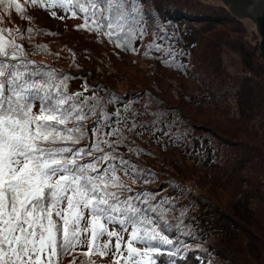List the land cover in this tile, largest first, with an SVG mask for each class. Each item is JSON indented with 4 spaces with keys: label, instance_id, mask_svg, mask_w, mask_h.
Masks as SVG:
<instances>
[{
    "label": "snow or ice",
    "instance_id": "6c2138e0",
    "mask_svg": "<svg viewBox=\"0 0 264 264\" xmlns=\"http://www.w3.org/2000/svg\"><path fill=\"white\" fill-rule=\"evenodd\" d=\"M31 3L82 14L85 24L79 29L102 34L117 47L130 48L137 30L144 34L137 0ZM7 4L21 11L15 0ZM15 40L11 30L0 29V264H63L68 256L69 264H95L94 255L109 254L112 264H157L153 255L173 241L146 227L153 223L148 213L156 211L149 203L154 194L129 193L136 181H151L145 169L118 151L127 147L139 156L143 149L134 146L131 135L142 137L145 125L133 119L129 126L119 110L113 121L106 105L115 97L93 94L81 99V92L69 94L67 75L54 86L57 74L30 69ZM148 47L160 50L159 45ZM83 87L87 91L88 86ZM37 102L38 111H33ZM108 225L120 230H109ZM84 248L87 251L73 255Z\"/></svg>",
    "mask_w": 264,
    "mask_h": 264
},
{
    "label": "trees",
    "instance_id": "16d2710c",
    "mask_svg": "<svg viewBox=\"0 0 264 264\" xmlns=\"http://www.w3.org/2000/svg\"><path fill=\"white\" fill-rule=\"evenodd\" d=\"M177 1L181 3H177L175 0H137L143 15L144 34L141 36L140 31L137 30L135 38L131 39L130 48L126 45L117 47L114 42L102 34L89 32L86 29L81 31L93 38L99 46L108 47L118 56L133 54L153 60L152 65H149L150 70L154 71L152 76H158L159 68H161L170 70L179 78L190 82L193 85V90L189 91L185 88L184 101H182L187 102L189 109L203 112L223 110L235 113L237 112L236 105H246V99L253 100L252 102L256 105L258 100L255 99V95L257 98L256 86L258 84L255 81L254 86L250 83L251 72L239 76L229 72L226 65L221 62L218 80L212 83L214 86H211V79L206 71L202 70L203 73L195 71L193 65L196 40L193 36L197 34L199 25L202 28L211 22V17L197 18V10L189 7L192 6L191 4L185 3L187 6H183L182 1ZM81 16L82 14L78 13L75 17L83 20L80 24L84 25L85 20ZM232 17L229 18L231 20H235L234 17L242 19L237 15ZM28 18V16H19L16 19L13 16L8 25L12 28V37H16L15 43L23 49L27 61L31 62L28 64L30 69L42 70L43 73L54 71L57 74L56 79L51 82L54 86L59 84L64 75H67L70 78L67 82L68 93L81 92L83 93L81 99L91 97L93 94L106 99L115 97L113 103L106 105V111L113 114V121L116 120L114 114L119 110L120 115L128 120L129 126L133 119L136 123L145 125L142 137L131 135V140L135 141L134 146L143 149L139 156L129 152L127 147H121L118 151L123 153L125 159L130 160L139 168L145 169L147 179L151 181L149 183L136 181L132 185L133 193H129V195L144 192L154 194L155 198L149 203L156 211L148 213L153 223L146 227L156 228L157 231L167 235L173 241L171 245H161V252L155 255L158 256L162 252H166L165 248H171L168 249L170 251H181L191 245L196 249L197 256L205 261L234 264L229 257L230 254L225 253V249L228 247H221L218 240L227 234L225 222L227 219L230 221L231 217L226 212L218 214L217 211H220L221 207L214 196L206 191L205 186L208 185L211 178L215 177L218 170L221 171L220 167L225 168L224 162L228 161L227 156L230 151L228 148L242 143L239 144L230 138L226 139L212 126L196 124L198 120L195 116L181 112L177 106L168 105L170 102L165 100L161 94L151 98L147 92L139 88L123 90L111 85L105 80V77L116 70V68H112L115 62H111L107 57L109 55L100 53L101 51L98 49L78 48L73 44L68 53H59L70 56L74 60L82 57V62L89 63L91 60L94 62L92 64L95 68H101V64L106 65L100 62L103 60L110 65L106 71L101 72L105 75L99 74V71H87L85 68L73 72L49 61L44 54L49 47L46 45L48 44L47 40L44 39L46 36L40 39L38 26ZM29 28L32 29L31 33L27 31ZM26 33L31 34L32 37L24 35ZM19 34L23 35V39L18 38ZM8 38L6 35L5 39ZM145 44H147V49L141 51L140 54H135ZM153 44L159 45L160 50L148 47ZM38 46H46V50H40ZM145 52H148L147 56ZM8 62L17 63V61L11 60ZM95 77L99 79L92 80ZM35 79L40 80L42 77H35ZM84 85L88 86L87 91L84 90ZM55 91L56 89L53 87V92ZM36 107L39 108L38 102L34 108ZM154 120L156 124L153 127ZM178 122L182 124L178 125ZM116 126L113 123V127ZM167 127H170L171 131H166ZM141 130L137 129V131ZM224 133L231 135L227 129L224 130ZM251 149L254 148L251 147ZM248 161L249 156L239 155L234 159L232 168L245 167L248 165ZM184 175H189V178L186 179ZM128 182L132 183L131 180ZM238 182L235 185H242L241 176H239ZM198 186L204 189V193L199 190ZM136 203L140 207H146L139 202ZM233 224L236 225L234 220Z\"/></svg>",
    "mask_w": 264,
    "mask_h": 264
},
{
    "label": "rangeland",
    "instance_id": "374dc122",
    "mask_svg": "<svg viewBox=\"0 0 264 264\" xmlns=\"http://www.w3.org/2000/svg\"><path fill=\"white\" fill-rule=\"evenodd\" d=\"M180 1L183 6H187L185 3L191 4L192 6L189 7L197 10V18L211 17V22L202 28L199 25L197 34L193 36L196 40L193 65L195 71L199 73L206 71L211 79V86H214L212 83L218 80L221 62L233 74L242 76L251 72L250 83L253 86L255 85L254 81L258 84L256 86L257 98L255 95V99L258 100L256 105L252 102L253 100L246 99V105H236L237 112L235 113L223 110L203 112L189 109L187 102L182 101H184L185 88L189 91L193 90V85L190 82L179 78L170 70L161 68H159L158 76H152L154 71L150 70L149 65H152L153 60L133 54L118 56L108 47L99 46L93 38L78 28L83 20L59 7H40L33 5L31 0H15V3L21 6V11L17 12L15 5L8 7L6 0L5 4H0V29L11 30L13 33L12 28L8 25L13 16L16 19L19 16H28V20L38 26L40 35L38 37L41 39L46 36L44 39L47 40L48 44L46 45H49L48 50L44 53L46 59L73 72L85 68L87 71H99V74L105 75L101 72L110 67L107 62L102 60L100 62L106 65L100 63L101 68H95L94 62L91 60L89 63L82 62V57L74 60L70 56L59 53H68L73 44L78 48L88 47L98 49L102 54L107 53L111 62L116 63H114V67L112 65L113 69L116 68L112 72L114 74L111 73L105 77L108 83L123 90L139 88L147 92L151 98L161 94L165 100L170 102L168 105L177 106L181 112L195 116L198 120L196 124L212 126L226 139L230 138L239 144L242 143V146L233 145L228 148L230 151L227 156L228 161L224 162L225 168L220 167L221 171L218 170L215 177L209 180L205 189L214 196L220 205L221 209L217 211L218 214L226 212L231 217L230 221L227 219L225 222L227 234L218 239L221 247H228L225 249V253L230 254L229 257L234 264H264V56L260 52L262 37L258 33L257 24L251 19L252 17H243L242 19L234 17L235 20H231L229 17L236 16L238 13L233 10L236 13L234 14L224 0ZM54 2L56 0H43L45 5ZM52 12H55L56 15L53 16ZM51 32L52 34H50ZM24 35L32 37L31 34ZM146 49L147 44L142 45L135 54H140ZM96 79L99 78H92V80ZM34 109L38 111L37 107ZM179 124L182 123L178 122ZM167 128L166 131H171L170 127ZM225 129L229 130L231 135H225ZM239 155L249 156L248 165L242 166L240 169L238 166L232 168L234 159ZM239 176L243 179V183L235 185L239 183ZM184 177L188 179L189 175H184ZM198 188L204 193L201 186ZM233 220L236 225L233 224ZM108 227L109 230H120L118 225H108ZM128 238V234L125 233L124 239ZM137 246L142 247L141 245ZM168 249L171 248H165L166 252H162L158 256L153 255L157 264H222L219 261L208 262L201 259L197 256L196 249L191 245L181 251ZM82 251H87V249H78L73 255L76 256ZM71 259L72 256L64 257L63 264H69ZM92 259L95 264H112L113 258L109 254L104 257L94 255ZM77 264H79V260H77Z\"/></svg>",
    "mask_w": 264,
    "mask_h": 264
},
{
    "label": "water",
    "instance_id": "95a60500",
    "mask_svg": "<svg viewBox=\"0 0 264 264\" xmlns=\"http://www.w3.org/2000/svg\"><path fill=\"white\" fill-rule=\"evenodd\" d=\"M228 7L236 11L239 17L253 19L258 28V33L262 37L260 52L264 56V0H224Z\"/></svg>",
    "mask_w": 264,
    "mask_h": 264
}]
</instances>
